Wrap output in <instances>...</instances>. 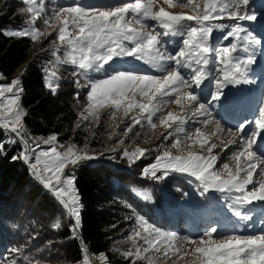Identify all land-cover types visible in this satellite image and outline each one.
Wrapping results in <instances>:
<instances>
[{"label": "snow or ice", "instance_id": "6c2138e0", "mask_svg": "<svg viewBox=\"0 0 264 264\" xmlns=\"http://www.w3.org/2000/svg\"><path fill=\"white\" fill-rule=\"evenodd\" d=\"M22 2L26 4L30 17L27 26L5 29L3 35L28 37L35 42L41 37L51 36L53 32L56 34L51 42L54 66H73L72 75L76 77L77 89H86L87 104L79 113L77 128L90 117L99 123L100 112L106 108L111 111L113 119L122 111L123 117L131 120L124 136L135 126H143L144 121L155 129L157 124L154 118L158 119L165 129L158 139L169 141L174 137L171 149H176V154L163 143L152 149L137 146L132 151L124 148L117 153L124 143L122 139L110 151L126 159L129 166L148 158L155 151L154 162L142 169L144 177L162 181L172 172L187 174L195 179L200 195L205 199H208L206 194L210 191L223 193L225 205L235 217L246 225L254 221L255 207L264 204V144L260 145L259 154L254 147L259 141H264V106L259 107L258 115L254 117V128L251 120H245L235 130L228 129L236 138L227 143L221 142V152L237 143L239 148L232 156L236 164L235 172L229 164H223V170L227 173L225 177L215 170L220 156L213 154L218 147L215 139L220 138L217 133H223L224 128L219 120L214 119L207 99L210 96L213 103H222L227 97L225 89L229 85L253 83L248 67L253 63L252 55H248L247 59L236 55L239 45L235 42L227 46L211 43L216 29L221 32L226 28L231 29L220 37L223 40L241 37L243 28L238 23L226 25L214 22L255 19L253 15L240 11L248 0H204L202 5L197 0H176L175 5L173 0H164L169 7L190 8L192 14H173L164 7L154 11L153 0L146 3L142 0H121L115 5L70 0L63 5L58 4L50 14L45 9L46 0ZM41 17H45L43 30L36 26ZM147 20L155 22L151 31L146 30ZM174 36L181 37V40L177 43L178 50L172 52L169 48L174 41L170 38ZM256 42L260 43L264 55V39ZM62 47L65 49L63 59L59 55ZM244 51L248 49L244 48ZM130 60L143 62L161 75L138 72L134 65L122 66L129 64ZM48 64L53 62L49 61ZM43 72L45 87L55 93L58 84L54 81L61 79L58 71L46 66ZM96 74L101 78H96ZM81 79L85 82L83 85ZM23 92L19 77L0 85V128L6 134L5 138L14 134L12 143L19 142L23 146L22 151L11 159L27 165L31 175L66 210L74 221L70 227L75 236L81 225L80 196L75 187V175L71 173L81 161L96 159L97 154L82 153L75 144H58L56 134L47 138H32L30 144L23 123L27 115L21 104ZM80 96L81 91H77L74 99L79 102ZM168 104H176L180 111L163 114ZM190 120L194 125L207 126L210 122L216 125V131L207 135L200 127H195V143L200 145V153L189 150L191 146L185 147L180 138L182 134L186 140H192L193 133L186 128ZM116 134L113 129L109 139ZM42 145L50 147L44 148ZM0 152L7 155L3 141H0ZM255 174L262 179L255 180ZM249 185H252L251 189ZM143 198L147 200L150 196L144 195ZM261 216L264 224V210ZM133 218L135 227L128 237L132 247L123 252L125 260H130L131 264L141 261L144 264H179L180 261H184V264H264V234L244 235L235 230L229 234L221 232L219 225H209L202 234L180 237L175 232L150 223L135 209L131 216L125 217L126 220ZM53 226H61L59 218H56ZM138 240L143 243H137ZM185 244L189 246L185 247ZM21 252L20 247H12L9 256L0 257V261L20 264L15 257ZM83 252L82 264H90L87 249H83ZM24 259L28 260L27 257ZM99 260L101 264H108L103 254H100ZM34 264H39V261Z\"/></svg>", "mask_w": 264, "mask_h": 264}, {"label": "trees", "instance_id": "16d2710c", "mask_svg": "<svg viewBox=\"0 0 264 264\" xmlns=\"http://www.w3.org/2000/svg\"><path fill=\"white\" fill-rule=\"evenodd\" d=\"M248 2L250 15L264 14V0ZM65 3L68 2L55 3L48 10ZM26 7L22 0H0V72L7 81L16 77L21 81L24 89L21 104L27 113L23 123L27 136L36 138L56 134L59 143H73L97 154V158L81 161L71 173L76 178L75 187L81 208V225L74 236L70 227L74 221L66 210L31 175L27 165L11 159L22 151V144H13L15 137L5 138L6 134L0 128V141H3L7 152V155L0 152V257H8L12 247H20L22 252L15 257L20 264H34L36 261L39 264H82L85 255L83 249L86 248L90 264H101L100 254L107 258L108 264H131L130 260H125L123 252L132 247L128 237L135 227V221L134 218L126 220L125 217L131 216L135 209L150 223L181 234L183 230L177 226L187 210L189 198L194 194L195 180L183 176H168L162 181L144 177L142 169L154 161L155 151L132 166L117 154L124 148L129 151L137 146L152 149L165 143L158 137L147 142L150 132L146 121L143 126H135L124 136L131 120L123 118L114 122L111 111L106 110L101 113L99 123L89 119L83 121L80 128L76 127L79 113L87 101L86 89L76 87L73 66H54L61 78L57 91L53 93L45 87L43 68L55 65L51 42L56 34L53 32L51 36L41 37L35 42L28 37L3 35L5 29L27 26L30 17ZM43 18L36 24L41 30L44 28ZM250 21L256 22L255 19ZM217 22L237 24L228 19ZM244 23H249V20ZM253 26L263 37L264 23ZM218 33L223 32L218 29ZM214 39L217 41L218 37ZM228 40H219V45ZM64 51V48L60 49L61 58ZM49 61L53 64H48ZM80 83L83 85L85 82L81 79ZM77 91H81L79 102L74 99ZM113 129L117 134L109 139ZM121 139L124 143L117 153H112L110 149ZM100 153L104 155L99 156ZM139 193L149 195L150 199H144ZM175 208L179 210L177 216H165L167 210ZM56 218L61 224L59 228L53 226ZM137 243L143 242L138 240ZM0 264H4V261H0Z\"/></svg>", "mask_w": 264, "mask_h": 264}, {"label": "rangeland", "instance_id": "374dc122", "mask_svg": "<svg viewBox=\"0 0 264 264\" xmlns=\"http://www.w3.org/2000/svg\"><path fill=\"white\" fill-rule=\"evenodd\" d=\"M67 1L70 2V0H46L45 3V9L48 10L49 6H53V4L58 2ZM85 4L95 3V4H102V5H115L117 3H120L121 0H82ZM142 2L146 3L147 0H142ZM154 7L153 10H159V7H164L166 11H169L173 14H192L190 8H181V7H169L167 4L164 3V0H153ZM201 5L204 3V0H197ZM176 0H173V4L175 5ZM249 2L246 5H242L240 11L242 13H247L250 15V8H249ZM248 5V6H247ZM39 8V5H37ZM50 8V7H49ZM255 10V9H254ZM131 15V14H130ZM256 22H251L249 20V23H244V21H235L236 23H241V27L243 28V31L241 32V37L237 39L236 37H229L228 42H224L221 45H230L231 43H238L239 49L236 55L247 59L248 55H252L253 57V63L249 65V76L253 80V83L250 84H240L237 86L229 85L228 88L225 89L227 93V97L224 99L222 103H213L211 101L210 96L207 97L208 103L210 105V111L212 112V115L215 120H219L221 123V126L224 128L223 133H217V136H219V139H215L216 144L218 147L213 150V154H217L220 156V159L218 160L215 170L218 172H221L225 177L227 176V173L223 170V164H229L230 168L233 172H235L236 164L232 159L233 153L239 148V143L236 145L231 146L228 149H225L223 152L220 150V144L221 142L227 143L230 140H233L234 137L231 133L228 132L229 128H232L235 130V128L243 121L245 120H251L253 128L255 127V121L254 117L258 115V109L260 106H264V57L262 55L261 45L260 43H257L256 41H260L261 39H264L261 37L260 33L256 32L253 25L256 24H263L264 23V14H258L255 15ZM146 25H148L147 29L148 31L152 30V25L155 24L154 21L147 20L145 21ZM214 23H220V22H214ZM134 27L139 28L140 25L133 24ZM252 28H251V27ZM10 29H17V28H10ZM228 30H224L223 33H218V29L214 31L211 38V43L214 45H219L220 37L224 34H226ZM218 37L217 41L214 39V37ZM247 37V39H244ZM259 38V39H255ZM162 39H169V38H163ZM174 41V44L170 46L169 50L172 52H175L177 49V43L181 40V37L174 36L171 37ZM244 48H247L248 51L245 52ZM63 49V47L61 48ZM63 59V58H61ZM134 65L136 70L138 72H150L152 74L161 75L159 71L156 69L150 68L149 65L143 64V62L140 61H131L129 64L122 65L123 67H129ZM51 70L57 71L54 67V65L50 66ZM17 78V77H16ZM96 78L99 77L98 74H96ZM6 78L1 74L0 72V85L7 84L10 81L5 80ZM55 84H58V81H54ZM205 83H208L207 81ZM214 84V82H213ZM203 102V101H202ZM109 110V109H103L100 112L101 113ZM168 111L173 112H179V106L176 104H168L165 107L164 113L166 114ZM87 115V113H85ZM131 115V114H130ZM123 118V112H119L115 119L112 121L116 122L118 120H122ZM89 119H92L91 117ZM154 123L157 124V127L155 129H152L149 126L148 132V141L152 142L157 137H161V133H165V129L163 126L159 124V120L154 118ZM195 127H200L201 131L204 132L206 135L211 134L216 131V125L214 122H210L209 125L204 126L200 124H192L191 120L189 121L188 125H186L187 130L191 131L193 133L192 140H186L183 135H180L181 140L183 141V145L185 147L191 146L189 150L195 151L197 153L201 152L200 145L198 143H195V140L197 139L195 137ZM152 130V131H151ZM11 136H14V134H11ZM15 137V136H14ZM43 137V138H47ZM26 138L29 139V143H32V138L30 136H26ZM40 138V137H36ZM173 138H170L169 141H165L164 146L170 149L174 154H176V149H171V143L173 142ZM58 144H61L58 142ZM73 144V143H67L63 144L65 146ZM264 144V141H259L257 145H254V147L257 149L258 154L260 152V145ZM44 148H49L48 145H42ZM77 150L80 152H87L91 154L88 150L84 148L77 147ZM207 155V153H204ZM154 162V161H153ZM169 176H183L188 177L191 179H194L193 177L188 176L187 174L183 173H176L172 172ZM255 180L259 181L262 179V177L259 174H255L254 176ZM195 180V179H194ZM194 188V194L189 198V205H187V210L183 212L182 220L179 221V224L177 227L182 228L183 232L181 234H177L180 237H187V236H194L197 234H202L203 230L209 225L215 227L219 225L221 232L226 233H233V230H235L236 233L244 234V235H252V234H264V224H262V216L261 212L264 210V204H258L254 209V221L251 223L245 224L244 221L239 220L237 217H235L226 207L225 201H224V195L223 193H220L218 191H210L207 193L208 199H205L204 196L200 195V189L197 188V182L193 183ZM249 189L252 188V185L248 186ZM134 193H136V190H133ZM140 196H144L143 193H139ZM165 207V204H163ZM250 208L251 206H246ZM81 210V208H80ZM245 209H241V211H244ZM179 210L177 208L172 210H167L165 213L166 217L171 216H177ZM173 232V229L171 230ZM189 245L185 244V247H188ZM187 259H191V257H188ZM179 264H184V261H180Z\"/></svg>", "mask_w": 264, "mask_h": 264}]
</instances>
